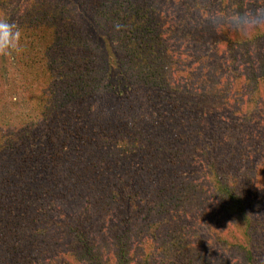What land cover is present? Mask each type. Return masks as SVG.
I'll use <instances>...</instances> for the list:
<instances>
[{"label":"trees","instance_id":"obj_1","mask_svg":"<svg viewBox=\"0 0 264 264\" xmlns=\"http://www.w3.org/2000/svg\"><path fill=\"white\" fill-rule=\"evenodd\" d=\"M8 1L0 0V19L11 22ZM89 1L122 49L123 64L139 90L126 107L124 101L112 103V91L103 83L105 66L97 62L73 10L59 0H33L21 20L13 21L22 50L0 54V264H105L99 255L105 219H112L108 231L116 264H198L177 215L192 196L187 194L191 182L169 175L186 164L189 126L211 112L213 91L189 87L181 78L158 0ZM254 109H247L246 126L254 122ZM13 121L21 122L20 129L3 133ZM207 150V172L223 199L222 213L243 221L235 225L237 231L244 225L236 244L224 237L219 241L242 250L246 264H259L250 250L255 222L249 207L220 174L221 151ZM133 155L136 166L125 178L118 163L131 162ZM141 173L149 176L151 199L139 192ZM110 203L131 206L134 215L147 219L139 241L132 239L134 215L122 216L119 230ZM60 204H78L72 210L75 222L60 221ZM146 235L151 247L136 257ZM158 253L164 257L159 263Z\"/></svg>","mask_w":264,"mask_h":264},{"label":"rangeland","instance_id":"obj_2","mask_svg":"<svg viewBox=\"0 0 264 264\" xmlns=\"http://www.w3.org/2000/svg\"><path fill=\"white\" fill-rule=\"evenodd\" d=\"M31 1H8L7 6L13 9L11 13L8 10L11 23L21 20L24 9L32 4ZM59 1L73 10L86 42L96 52L97 62L105 66L107 72L103 83L112 91V103L117 105L124 101L122 106L126 107V101L135 98L139 85L127 72L123 64L124 53L112 42L106 21L96 14L89 0ZM158 3L168 18L170 43L177 51L175 60L183 71L181 78L185 79L189 87L206 89L209 93L213 91L209 97L211 112L206 114L203 122L198 120L191 124L193 127L188 125L190 138L185 144L186 164L170 170V177L175 174L180 180L185 178L191 182L187 194L188 197L192 196L190 200L187 198L182 210L178 212V221L196 248L201 260L198 264H246V258L240 253L242 250L235 251L233 245L225 246L219 241L224 237L227 243L236 244L235 237L239 235L242 238L240 233L244 225L237 231L235 225L243 221L222 213L223 199L214 191L207 172V156L210 154L207 149L217 147L226 161L223 164L219 158L220 174L240 192L249 207V216L255 222L251 231L250 250L259 264H264V24L250 28L245 33L225 24L222 19L229 13H246L256 6L264 5V0H158ZM245 41H249L246 46ZM251 106L255 108L251 115L254 122L246 126L247 109ZM108 112H111L110 109ZM120 115L117 113L114 116ZM20 126L21 122L13 121L2 130L3 133H14ZM253 132L258 133L256 137ZM136 161V155H133L131 162L121 161L118 163V171L127 178L130 169L136 166ZM148 177L141 173L137 183L140 184L139 192L146 191L143 196L151 199L154 190L150 188V183L148 185ZM77 205L76 208L67 204L58 205L56 210L63 211L60 221L75 222L72 210L77 209ZM111 207L113 223L116 224H120L122 216L125 215L123 219L127 220L129 212L132 215L137 212L131 206L111 204ZM131 221L134 222L131 223L134 231L132 239L136 243L140 240L139 233L145 228L147 219L138 212ZM103 223L107 227L101 230L99 238L104 249L99 252L100 259L105 264H116L112 259L113 239L108 231L112 219H105ZM118 229L122 230L121 224ZM148 238L144 236L143 244L135 249L136 257L140 256L145 246H150ZM155 256L157 263L164 259L160 253Z\"/></svg>","mask_w":264,"mask_h":264},{"label":"clouds","instance_id":"obj_3","mask_svg":"<svg viewBox=\"0 0 264 264\" xmlns=\"http://www.w3.org/2000/svg\"><path fill=\"white\" fill-rule=\"evenodd\" d=\"M223 21L238 30L247 31L264 24V5L256 6L248 12L236 11L224 16ZM119 30L120 25L115 26ZM21 31L15 23L0 19V54L9 56L19 53L21 49Z\"/></svg>","mask_w":264,"mask_h":264}]
</instances>
